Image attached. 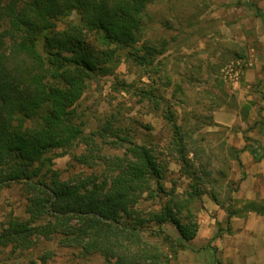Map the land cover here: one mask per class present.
Returning <instances> with one entry per match:
<instances>
[{
	"label": "trees",
	"instance_id": "16d2710c",
	"mask_svg": "<svg viewBox=\"0 0 264 264\" xmlns=\"http://www.w3.org/2000/svg\"><path fill=\"white\" fill-rule=\"evenodd\" d=\"M153 1L0 0V193L18 185L26 200V218L0 223V254L9 248V256L26 253L32 264H45L49 252L39 256L35 248L54 240L80 256H99L102 264H172L184 245L164 225H172L184 241L193 239L202 195L225 208L226 220L235 213H264V203L256 201L234 209L230 193L236 187H228L224 202L204 189L195 164L199 141L168 107L163 118L172 133L165 147L175 152L179 173L188 180L181 192L168 180L170 161L110 121L84 134L75 104L89 78L113 73L122 51L144 66L163 53V45L141 42ZM72 13L77 22L66 21L59 29L58 21ZM105 137L116 138L121 147L101 142ZM99 142L120 147L121 153L104 152ZM78 145L84 151L74 152ZM230 149L237 160L238 150ZM52 150L99 171L61 178L46 157ZM154 198L156 208H138Z\"/></svg>",
	"mask_w": 264,
	"mask_h": 264
},
{
	"label": "rangeland",
	"instance_id": "374dc122",
	"mask_svg": "<svg viewBox=\"0 0 264 264\" xmlns=\"http://www.w3.org/2000/svg\"><path fill=\"white\" fill-rule=\"evenodd\" d=\"M254 7L264 14V0H154L145 11L141 42L163 45V53L152 65L144 66L126 59L122 51L113 73L89 78L75 104L77 118L84 122V134L89 136L110 121L114 129L120 127L119 132L155 148L169 160L168 180H173L181 192L188 180L179 173L175 152L165 147L172 133L170 124L163 118L168 107L183 130L190 131L199 141L201 147L195 164H199L198 173L203 176L202 186L206 191H214L224 202L228 187L235 184L231 170L235 153L230 148L235 149L233 145L240 138L237 133L242 131L240 126H245V130L251 127L245 119L248 110L237 86L245 82L246 70L255 68L254 55L261 51L264 42V16L256 15ZM66 21L77 22V15L72 13L58 21V28L62 29ZM220 110L236 114L244 121L243 125L217 123L214 113ZM101 142H114L121 147L114 137H105ZM101 142L98 144L102 151L121 153L120 147L115 149ZM84 149L78 145L74 152ZM46 157L52 158V168L58 170L61 178L99 171L77 164L71 154L61 150H52ZM166 185L170 186V182ZM154 199L141 201L138 208H156L158 198ZM200 204L202 208V199ZM25 206L20 186L4 188L0 193V223L9 217L26 218ZM164 228L176 232L170 224ZM7 251L0 254V264L33 262L26 253L16 257L9 256ZM34 252L39 256L49 252L45 264L103 262L99 256L83 257L76 250L57 246L54 240L40 242Z\"/></svg>",
	"mask_w": 264,
	"mask_h": 264
},
{
	"label": "crops",
	"instance_id": "0c3cea01",
	"mask_svg": "<svg viewBox=\"0 0 264 264\" xmlns=\"http://www.w3.org/2000/svg\"><path fill=\"white\" fill-rule=\"evenodd\" d=\"M262 45L254 55L255 68L246 70L245 82L237 86L248 110L244 118L251 127L245 130L240 126L244 121L228 110L214 113L217 123L237 124L242 130L233 145L238 153L231 166L236 189L230 193V203L238 211L248 201L264 203V42ZM248 146L254 148V154ZM202 205L193 239L184 241L177 231H168L184 245L172 264H264V213H235L226 220L225 208L210 197L204 196Z\"/></svg>",
	"mask_w": 264,
	"mask_h": 264
}]
</instances>
